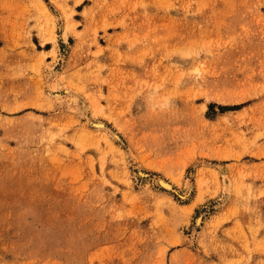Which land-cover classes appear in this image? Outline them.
Wrapping results in <instances>:
<instances>
[{
    "label": "rangeland",
    "instance_id": "obj_1",
    "mask_svg": "<svg viewBox=\"0 0 264 264\" xmlns=\"http://www.w3.org/2000/svg\"><path fill=\"white\" fill-rule=\"evenodd\" d=\"M0 264H264V0H0Z\"/></svg>",
    "mask_w": 264,
    "mask_h": 264
},
{
    "label": "bare ground",
    "instance_id": "obj_2",
    "mask_svg": "<svg viewBox=\"0 0 264 264\" xmlns=\"http://www.w3.org/2000/svg\"><path fill=\"white\" fill-rule=\"evenodd\" d=\"M67 91H68V89H67ZM81 113H82L83 116H86V115H87V108H86V107H83ZM95 126L101 128V127L103 126V124H102V122H98L97 124H95ZM141 174H142V173H141ZM139 175H140V174H139ZM157 178H158V177H157ZM189 182H190V181H189ZM157 183L159 184V186H161V187H163V188H165V189H167V190H169V189L172 188V185H171L169 182H167L166 180L162 179V177H161L160 179H158V182H157ZM191 187H192V186H190V184L188 183V184H187V187H186L188 192L191 191ZM185 191H186V190H185ZM185 193H187V192H185ZM186 195H187V194H186ZM199 219H200V218H199ZM199 222H200V220L197 221V223H199Z\"/></svg>",
    "mask_w": 264,
    "mask_h": 264
}]
</instances>
